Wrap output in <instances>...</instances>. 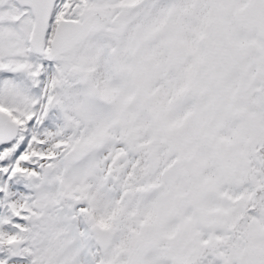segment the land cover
I'll return each instance as SVG.
<instances>
[{
	"label": "snow or ice",
	"instance_id": "obj_1",
	"mask_svg": "<svg viewBox=\"0 0 264 264\" xmlns=\"http://www.w3.org/2000/svg\"><path fill=\"white\" fill-rule=\"evenodd\" d=\"M0 264H264V0H0Z\"/></svg>",
	"mask_w": 264,
	"mask_h": 264
}]
</instances>
